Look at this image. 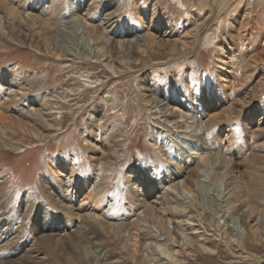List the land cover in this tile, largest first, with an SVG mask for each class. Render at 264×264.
<instances>
[{
    "label": "rangeland",
    "instance_id": "374dc122",
    "mask_svg": "<svg viewBox=\"0 0 264 264\" xmlns=\"http://www.w3.org/2000/svg\"><path fill=\"white\" fill-rule=\"evenodd\" d=\"M33 1L37 0H28L26 5ZM153 1H156V14L151 11ZM77 2L81 4L82 13L89 14V25L108 38L105 50L109 55L105 61L113 65L115 72L102 64L87 61L58 62L39 48L35 40L20 43L16 36H0V72L5 68L29 71L35 85L33 94L42 93L50 99L61 91L66 94L63 103L56 105L53 111L60 123L49 127L45 137H35L30 131L0 121V133L4 139L0 141L4 142L0 144V180L3 182L0 193L12 199L11 205L4 207V203V208H1L4 217L0 223L7 226L5 230L14 231L10 228L12 226L22 229H18L22 236L26 233L32 215L21 213L16 222L12 210L17 207L24 192L30 191L38 197L34 202L35 211L46 206L48 200L41 186L45 173L67 186L76 203L96 219L101 228L100 237L108 249L115 256L127 260L128 264H135L122 250L117 233L109 227V223L116 221L117 214L113 209L110 212L105 208V200L111 199L115 208L131 209V214L136 207L128 197L130 184L134 179L137 189L145 193L146 182L139 181L138 173L133 174L129 169L134 167L135 171L145 176L148 168L152 170L153 166L156 173L151 175V179L158 184L157 172L163 169L162 160L167 157L168 161H172L171 154L177 150L175 146L173 149L158 147L160 145L150 140L152 121L156 126L158 122L165 124L164 129L171 133L181 129L162 123V119L157 118L156 109L152 108L150 111L153 114L149 113V105L142 100L144 95L141 91L150 86L171 97L173 113L177 116L192 114L194 109V104H183L185 101L181 100V94L189 97L195 94V102L198 95L201 97V84L208 85L210 94H213L211 104L216 102L220 105L218 110L224 113H221V118L207 123L202 135L209 141L212 160L216 159L217 165L223 154L232 158L230 187L235 183L233 176H237L243 198L232 201L233 210L221 212V223L232 224L229 215L234 214L243 220L249 214L253 218L256 209L264 211V0H183V5L179 0ZM58 3L59 0H52V4ZM112 11L115 12L112 14ZM147 29L155 36V42L144 43L139 49L129 50V54L118 48L117 40L123 39L127 31L141 35ZM181 37H188L189 42L184 48ZM174 40H178L176 44L180 48L176 51L172 49ZM81 81L83 85L78 91L67 92L69 88L80 85ZM206 99L208 101L210 97ZM97 111L104 117L96 125L91 116ZM251 113L253 117H250ZM91 130L95 140L105 141L108 149L102 151L90 146ZM228 133H231L230 137L226 136ZM7 142L18 143L19 148L13 149ZM119 148L123 151H112ZM192 156L186 157V164L181 168L186 183L199 174L197 160L193 159L194 154ZM63 157L74 162L75 170L82 178L90 173L100 175L101 180L94 188L85 187L89 199L82 200L75 195L70 180L53 173L52 159ZM95 160L100 164L95 165ZM208 189L207 193L203 191L206 195L198 196V201L201 200L199 206L196 204V207L181 213L178 209L177 212L176 209H165V218L193 219L188 220V228H185L195 240L197 252L184 251L181 254L182 264H264V231L263 236L253 234L255 222L251 219L244 224L248 231L242 244L239 247L235 245L231 237L222 235V229L218 230L220 226L215 228L214 221L210 220L211 213L217 209V202L211 199L215 191L211 187ZM171 191L168 189V192ZM155 195L153 192L150 200L157 213L161 199H156ZM98 199L101 200L99 208L94 209ZM169 202L171 206L175 205L172 199ZM226 204L223 203V209ZM46 209L51 214L55 210L52 206H46ZM95 210L101 215L97 216ZM136 212L139 213V210ZM118 213L124 214L123 210ZM227 232H230L229 228ZM200 243H209L214 250H199ZM44 249L49 251L46 246L41 250L44 252ZM52 258L51 264H69L54 254Z\"/></svg>",
    "mask_w": 264,
    "mask_h": 264
},
{
    "label": "bare ground",
    "instance_id": "6f19581e",
    "mask_svg": "<svg viewBox=\"0 0 264 264\" xmlns=\"http://www.w3.org/2000/svg\"><path fill=\"white\" fill-rule=\"evenodd\" d=\"M27 1L0 0V36L5 38L16 36L20 43L35 40L34 42L39 45V48H43L58 62L87 61V63L102 64L115 72L113 65L105 61L109 55V52L105 50L108 38L103 36L102 32L97 33L96 28L94 29V26L89 25V14L82 13L81 4L77 0H59L56 5L52 4V0H37L31 2L32 5L30 3L28 6L26 5V3L28 4ZM100 1L102 0H95V2ZM182 1L179 0L180 4L183 5ZM155 3L156 1H153L151 4L152 14H156ZM117 10L118 8L115 9V11ZM150 25L149 27H151ZM37 30L38 32H36ZM36 33H39L38 36H36ZM124 36L123 39L117 40V46L127 53L134 48L139 49L144 43L149 44L156 41L155 36L148 29L141 35L127 31ZM182 38L180 40L181 43H184L183 47L189 41L187 40L188 37ZM176 42L178 40L173 41L172 48L175 51L180 49L177 47ZM32 77V73L29 71L18 69L5 68L0 72V121L7 125H15L26 132L30 131L35 137L41 138L42 136L45 137L49 127H55L60 123L54 116L55 112L53 113V111L54 108H57L56 105L63 103L66 94L62 91L58 92L53 95L54 99L47 98L42 93L33 94L35 85ZM222 79L224 80V78ZM80 83L77 87L69 88L67 92L78 91L83 85L82 81ZM141 92L144 95L142 100L149 105L147 110L150 114H153L151 112L152 108L156 109L157 118L162 119V123L170 124L172 128L181 129L179 132L171 133L168 129H164L165 124L162 125L158 122L159 125L157 126L159 127H157L153 124V121L151 122L150 140L160 145L158 147L164 148V146H167L173 149V146H175L177 150H174L175 153L171 154L172 161H168L167 157L162 160L164 166L161 172H157L159 176L158 184L151 179V175L154 176V172L156 173V171H153V166L152 170L148 168L147 173L144 174L145 176L135 171L134 167L129 169L133 174L138 173L139 181L144 182L145 180L146 182L145 193L137 189L134 179L130 184L131 189L128 197L132 200L130 202L135 205L136 210H139V213L132 209L130 214L131 209L121 208L120 206L115 208L111 199L105 200V208L110 212L113 209L117 214L116 221L109 223V227L112 232L117 233L122 250L126 252L131 261L135 264L184 263L181 254L184 251H196L195 240L192 238L191 233L186 232L189 225L188 220L193 219L189 217L185 221L181 218L182 221L179 218H165V209H176V212L178 209L179 213L190 207L192 209L201 201H198V196L202 197L205 194L203 191L208 192L210 187L215 191L211 199L217 202V211L211 213L210 220L214 221L215 228L220 226L218 230L220 232L222 229V235L227 234V237L230 236L232 242L237 246L242 244V239L248 231L244 224L253 219L255 222L252 223L254 225L253 234L263 236V210L256 209L253 218L250 214L246 215L243 220L241 219L243 222L233 214L234 216H228L232 224L221 223V212L226 213L227 210H233L234 204L232 201L242 198V194L239 190L240 179L237 176H233L235 183H232L233 187H230V174L233 167L230 155L223 154V156H220V163L217 165L216 159L212 160L213 152L210 149L209 141L202 135L207 123L215 118H221L223 112L218 110L220 105L218 106L216 102L211 104L213 94H210L211 91L208 85L206 83L201 84L200 93L204 95L201 94V97L198 95V100H195V102L193 101L196 97L195 94H193V97L181 94V100L185 101L184 103L181 102L185 106L188 105V102L194 104V109L192 114L185 113L177 116H174L173 105L170 101L171 97L166 92L156 91L152 86ZM207 97H210V100L207 101ZM253 116L254 114L251 113L250 117ZM91 117L92 122L97 125L101 122L104 114L97 111ZM181 120L182 122H180ZM89 134V138H91L90 146L93 149L105 151L109 148L105 141L97 142L95 140L96 136L94 137L92 130ZM226 136L230 137L231 133L226 134ZM2 140L4 139L0 133V141ZM3 143L0 142V144ZM7 143L13 149L19 148L18 143ZM220 148H223V146H220ZM112 151L117 153L123 151V149H112ZM193 154L195 155L193 159L197 160L196 166L199 174L195 179H192V177L188 180V178L187 180L190 182L186 183L181 168L186 164V157H193ZM52 162H54L51 164L53 173L58 177L68 178L75 189V195L81 197L82 200L90 198L85 192V187L94 188L96 182L101 180L100 175L90 173L82 178L75 170L74 162L68 160L67 157L52 159ZM94 163L95 165L100 164L98 160H95ZM42 179V191L48 200L45 204L46 206H52L55 210L51 214L44 205L38 211H35L34 202L37 201L38 197L30 191L24 192L17 207H13L12 210L16 222L18 217L22 215L21 213L32 215L31 220L26 233L23 230L24 236L18 231L19 228L16 229V227L11 226L10 228L14 229L11 232L5 230L7 227L5 224L1 225L0 223V264H51L50 261L54 260L52 254L69 264H128L127 260L115 256L113 251L108 249V246L100 237L101 228L96 219L94 220L83 206L76 203L70 192H68L67 186L56 182L53 176L45 173ZM2 188L3 182L0 180V190ZM168 189L172 190V193L168 192ZM152 191L156 193V199H161L159 204L161 207L157 208V213L155 205H152L150 200ZM170 199L173 200L175 205H170V202H172H169ZM100 201L98 199L95 202L94 209L99 208ZM223 203H227L224 209ZM11 204L12 199H8L6 195L0 193V219L4 217V210L2 211L1 208L8 207ZM122 210L124 214L118 213ZM94 212L97 216L101 215L97 210ZM16 224V226H20L19 223ZM228 228L230 232H227ZM25 242L28 243L25 244ZM200 244L199 250H214V246L209 243ZM44 246L47 249L49 248L51 252L45 251V249L43 252L41 249Z\"/></svg>",
    "mask_w": 264,
    "mask_h": 264
}]
</instances>
